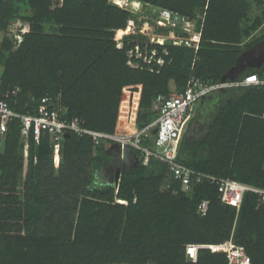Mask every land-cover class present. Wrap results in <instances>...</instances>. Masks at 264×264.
I'll return each mask as SVG.
<instances>
[{"label":"trees","instance_id":"trees-1","mask_svg":"<svg viewBox=\"0 0 264 264\" xmlns=\"http://www.w3.org/2000/svg\"><path fill=\"white\" fill-rule=\"evenodd\" d=\"M135 1L151 22L160 8L194 19L204 14L198 50L170 40L150 42L140 29L117 40L134 14L109 0H0V100L17 113L35 115L48 95L81 126L113 133L123 88L140 85L133 122L139 129L157 118L151 109L156 96L181 92L191 75L219 82L243 51L264 39L262 0ZM15 19L28 26L19 42L6 34ZM135 46L140 58L128 55ZM130 59L138 66H130ZM249 74L264 78V64L235 79ZM219 94L207 122L197 123L198 115L189 119L177 161L264 188V86ZM109 147L69 132L55 167L46 134L35 143L31 134H21L19 120L8 124L0 136V264H227L225 254L205 248L192 262L185 246L229 238L244 248L250 264H264V200L245 192L236 210L206 182L182 190L165 165L153 157L143 164L135 149L138 161L121 173L116 187L98 175L111 161ZM166 183L170 187L163 190ZM203 199L208 210L199 215Z\"/></svg>","mask_w":264,"mask_h":264},{"label":"built area","instance_id":"built-area-1","mask_svg":"<svg viewBox=\"0 0 264 264\" xmlns=\"http://www.w3.org/2000/svg\"><path fill=\"white\" fill-rule=\"evenodd\" d=\"M116 1L111 0L110 2L120 8L130 10L126 7L125 2L124 5H121V3L117 4ZM133 4L141 5L140 2L135 0H133ZM262 4L264 6V0H262ZM156 14L152 19V25L167 29V34L164 36L159 35L156 39H150V42L163 44L165 40H170L174 45H184L192 48L195 52L198 50L204 14L198 15L194 19L165 8L158 9ZM198 20H200L199 24H197ZM139 31L144 34L141 29ZM14 37L18 42L21 40L19 33ZM128 55L129 57L135 55V58H140L139 47L135 46L134 50L129 51ZM151 55H154V51L151 52ZM143 60L146 62L150 61L146 57H143ZM157 62L162 64L161 59H158ZM128 64L132 67L138 66V63L131 59ZM250 85L264 86V78H259L256 74H249L239 80H225L224 82L220 80L216 83H206L191 75L181 92L173 91L168 96L158 95L153 99L151 109L158 116L151 123L139 129L133 127V122L136 118L141 86L124 87L123 93H125V96H122L119 104L117 130L113 133L92 130L81 126L77 118L67 117L66 109L58 105L56 100L48 95L41 98L35 115L17 113L5 101L0 100V136L4 135L8 124L14 119L20 122L21 134L24 137H28L31 134L35 143H38L41 136L46 134L52 147V162L55 167L59 165L61 141L64 134L69 132H73L80 137H89L95 146L101 142H107L110 144L109 150L113 149V145L135 149L141 153L143 164H146L153 157L165 165L171 180L179 183L182 190H186L191 182H206L216 188L222 203L234 206L238 210L245 192H252L257 195L258 201H263L264 188L231 178L195 171L177 161V152L180 140L192 116L195 103L212 93ZM261 117L264 119V106ZM154 131L155 133H153ZM27 149L28 144L26 143L23 148L24 159L27 156ZM35 162L36 158L33 159V163ZM169 187L170 184L166 183L162 189L168 190ZM208 203V200L203 199L198 204L197 212L199 215L206 214ZM202 248L209 249L213 253L225 254L227 264H250V259L244 248L235 244L231 238L221 243L187 244L185 246L187 259L196 262L197 252Z\"/></svg>","mask_w":264,"mask_h":264},{"label":"rangeland","instance_id":"rangeland-1","mask_svg":"<svg viewBox=\"0 0 264 264\" xmlns=\"http://www.w3.org/2000/svg\"><path fill=\"white\" fill-rule=\"evenodd\" d=\"M111 1V0H110ZM121 5H124V2L126 4V7L129 8L132 12H134V19L128 22L127 24V30L126 33L136 32L138 29H141V31L144 32V34L150 39H156L159 35H166L167 32L160 31L158 32L157 27L152 25V22L147 19V16L142 12L141 5H134L133 0H120ZM18 5L21 9V14L27 13V8L23 4V2H19ZM258 11V10H256ZM254 11L253 13H255ZM257 13V12H256ZM253 15V14H252ZM147 21V23H145ZM28 30V26L26 23H24L22 20L15 19L10 22V26L6 32L8 36H15L17 33L22 34L23 32H26ZM5 33L0 32V41ZM125 34V32H121L120 35L116 33L115 38L117 40H120L121 37ZM260 34V31L256 33V35ZM121 43L118 42V46H120ZM2 72V67L0 66V74ZM122 96H125V93L122 94ZM217 102V101H216ZM215 103V102H214ZM199 102L195 103L193 106L192 116L194 117L198 115V121L197 123L204 124L209 119V114L213 111V108L215 107V104H212L210 108L206 105H203V107H198Z\"/></svg>","mask_w":264,"mask_h":264},{"label":"water","instance_id":"water-1","mask_svg":"<svg viewBox=\"0 0 264 264\" xmlns=\"http://www.w3.org/2000/svg\"><path fill=\"white\" fill-rule=\"evenodd\" d=\"M264 64V39L254 44L252 47L243 51L236 59L235 63L228 69V71L221 77V81L225 80H234L239 74L243 73L244 70L248 67L260 68ZM155 133V131L153 132ZM68 133L64 134V137H67ZM113 148L119 150V153L122 155V158L117 159L116 161L110 162L105 168H100L108 170L111 173V177L108 182H113L115 186H118V182L121 176V173L133 167H128L125 165V158L123 157L127 153L132 154V151L127 147H121L119 145H113Z\"/></svg>","mask_w":264,"mask_h":264},{"label":"flooded vegetation","instance_id":"flooded-vegetation-1","mask_svg":"<svg viewBox=\"0 0 264 264\" xmlns=\"http://www.w3.org/2000/svg\"><path fill=\"white\" fill-rule=\"evenodd\" d=\"M216 95H218V93H212V94L206 96L204 99H202L201 101H199L198 107H199V108L203 107V105H205L206 102H208L209 100H212V98H215ZM214 100H215V99H214ZM216 101H217V100H216ZM216 101H215V102H216ZM122 148H123V147H122ZM113 149H114V148H113ZM114 151H115V152H114ZM114 151H113V150H110V152H112V153H114V154L118 153V155L115 156V157H113V158H111V161H110V162H112V161H116L117 159L122 158V155L119 153V150H114ZM127 154H130V153H127ZM127 154L123 156V157L125 158V165H127L128 167H131L132 165L136 164V162L138 161V158L135 157L134 154H131V155L133 156L134 159H128V158H127ZM110 162H109V163H110ZM109 163H108V164H109Z\"/></svg>","mask_w":264,"mask_h":264},{"label":"crops","instance_id":"crops-1","mask_svg":"<svg viewBox=\"0 0 264 264\" xmlns=\"http://www.w3.org/2000/svg\"><path fill=\"white\" fill-rule=\"evenodd\" d=\"M171 87H173V84L171 83ZM220 97V94L218 93V95H216V97L215 98H212V100H209L208 102H206V107L208 106L209 108H210V106L212 105V104H215L216 102V100L218 99ZM215 99V100H214ZM215 102V103H214ZM111 150H116L115 148L114 149H111ZM115 152V151H114ZM118 155V153H116V154H114V153H112V152H110V156H111V158H113V157H115V156H117ZM127 158L128 159H134L133 158V156L131 155V154H127ZM108 165V164H107ZM107 165H105V166H102L101 168H105ZM98 175L101 177V180L103 181V182H108L109 181V179H110V177H111V173H110V171H108V170H104V169H101V170H99L98 171Z\"/></svg>","mask_w":264,"mask_h":264},{"label":"bare ground","instance_id":"bare-ground-1","mask_svg":"<svg viewBox=\"0 0 264 264\" xmlns=\"http://www.w3.org/2000/svg\"><path fill=\"white\" fill-rule=\"evenodd\" d=\"M116 3H117V4H120V3H121V1H120V0H117V1H116ZM121 32H123V33L125 32V33H126V32H128V30H127V29H125V30L119 31V35H120V33H121Z\"/></svg>","mask_w":264,"mask_h":264}]
</instances>
